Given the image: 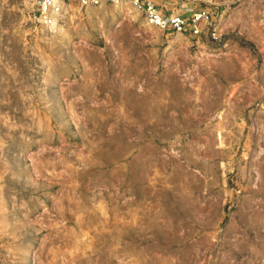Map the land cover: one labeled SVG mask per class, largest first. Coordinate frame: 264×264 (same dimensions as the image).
Segmentation results:
<instances>
[{
    "label": "rangeland",
    "instance_id": "374dc122",
    "mask_svg": "<svg viewBox=\"0 0 264 264\" xmlns=\"http://www.w3.org/2000/svg\"><path fill=\"white\" fill-rule=\"evenodd\" d=\"M184 1L218 40L0 0V264H264V0Z\"/></svg>",
    "mask_w": 264,
    "mask_h": 264
},
{
    "label": "built area",
    "instance_id": "2783aa9c",
    "mask_svg": "<svg viewBox=\"0 0 264 264\" xmlns=\"http://www.w3.org/2000/svg\"><path fill=\"white\" fill-rule=\"evenodd\" d=\"M29 18L44 31L52 32L65 20L72 5L79 8L105 4L132 6L139 11L148 26L169 32L201 38L209 35L219 39L214 12L206 6L192 5L184 0H27Z\"/></svg>",
    "mask_w": 264,
    "mask_h": 264
}]
</instances>
